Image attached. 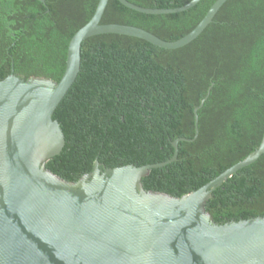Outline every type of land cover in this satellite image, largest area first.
Instances as JSON below:
<instances>
[{
	"label": "trees",
	"instance_id": "trees-1",
	"mask_svg": "<svg viewBox=\"0 0 264 264\" xmlns=\"http://www.w3.org/2000/svg\"><path fill=\"white\" fill-rule=\"evenodd\" d=\"M0 0V80L12 73L59 83L74 35L100 0ZM177 9L193 0H127ZM218 0L187 12L145 15L110 0L102 25L140 28L166 42L189 35ZM81 72L53 119L66 145L46 169L78 183L107 169L178 161L143 179L147 192L181 199L245 161L264 137V0H229L193 43L165 50L144 40L100 35L81 49ZM214 85V87H212ZM206 212L218 225L264 217V155L214 190Z\"/></svg>",
	"mask_w": 264,
	"mask_h": 264
},
{
	"label": "water",
	"instance_id": "water-1",
	"mask_svg": "<svg viewBox=\"0 0 264 264\" xmlns=\"http://www.w3.org/2000/svg\"><path fill=\"white\" fill-rule=\"evenodd\" d=\"M109 1L100 0L92 20L70 41L59 83L14 73L0 80V264H264V217L218 225L206 212L215 189L264 155V137L245 161L181 199L143 186L152 170L178 161L180 143L197 141L199 112L212 88L194 111L195 138L174 142L169 162L116 169L96 163L78 183L46 169L66 145L53 117L81 72L86 40L112 34L179 50L197 40L229 0H218L196 29L176 42L136 27L102 25ZM118 1L138 13L161 16L187 12L202 0L166 10Z\"/></svg>",
	"mask_w": 264,
	"mask_h": 264
}]
</instances>
